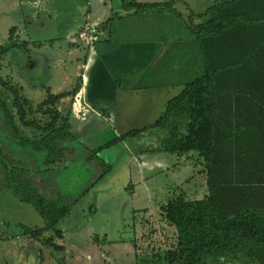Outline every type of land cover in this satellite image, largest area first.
<instances>
[{
  "label": "trees",
  "instance_id": "1",
  "mask_svg": "<svg viewBox=\"0 0 264 264\" xmlns=\"http://www.w3.org/2000/svg\"><path fill=\"white\" fill-rule=\"evenodd\" d=\"M119 2L128 14L170 12L182 18L174 0ZM198 17L206 19L194 22ZM184 22L201 51L203 75L169 100L153 124L116 137L92 153L148 128L163 129L173 116H186L185 135L178 142L170 137L168 143L174 145L166 151H193L202 160L207 193L198 201L174 196L161 205L177 231L165 264H264V0H214L203 13H189ZM13 32L11 28L9 38ZM16 46L13 41L0 45V56ZM76 90L77 85L71 92L47 94L33 107L0 76L4 126L14 140L42 154L45 171L67 160L63 143L70 138L72 116L70 104L60 100ZM7 175L14 196L31 204L44 219L43 229L60 238L55 226L66 209L21 192L14 170ZM40 230L30 236L37 238ZM41 243L62 249L52 239Z\"/></svg>",
  "mask_w": 264,
  "mask_h": 264
},
{
  "label": "crops",
  "instance_id": "2",
  "mask_svg": "<svg viewBox=\"0 0 264 264\" xmlns=\"http://www.w3.org/2000/svg\"><path fill=\"white\" fill-rule=\"evenodd\" d=\"M138 1L160 3L167 0ZM14 2L21 7L24 4L29 5L33 24L28 25L27 43L37 44L32 47L37 56L33 55L35 62L31 61V68H40V74L45 78L44 82L30 85L29 89L32 91L41 88L46 96L71 92L77 85L76 92H80L96 112L90 113L84 121L71 118L70 138L63 143L69 151L64 163L45 171L40 163L41 153H37L40 162H29L33 169H28L33 171V177H38L44 183L52 173L63 171L60 176L55 174L58 178H54V185L48 188L45 184L44 189H48L42 192L50 196L54 192L61 198L76 200L81 194L80 187H75L80 177L74 180V176L70 181L67 169L76 167L78 163L83 165L89 159L87 155L116 137L153 124L169 100L177 96L187 84L203 75L204 61L201 51L184 20L189 13L201 14L212 4L207 3L209 5H204L202 10H199L190 0H174L176 5L185 7V11L175 8L182 16L181 19L170 12L134 15L121 9L109 20L110 8L109 15L103 22L107 23L105 32L100 31L98 39L88 47L74 40L76 33L88 23L79 26L75 31L70 30L64 44L56 39L53 32L46 33L44 30L40 36L33 34V31L42 30L44 27L41 20L37 19L40 13H46L45 17L49 16L48 13H55V0ZM106 3V0H95L93 7L88 4L84 20L93 17L91 11ZM105 12L107 8L102 10L101 14ZM205 19L206 17H198L194 22H202ZM95 20H100V15H97ZM103 23L94 22L90 26ZM67 99H70V96L60 101L67 104ZM186 123V116H173L163 129L148 128L135 136L115 141L94 155L98 162L107 166L108 173L114 166L123 170L131 169V172L133 170L139 188L137 195L140 198V193L143 197L138 210L154 209L152 203H148L154 198L157 203L155 208H160L174 196L196 201L206 195L202 160H199L193 151L179 155L166 151L164 146H158L168 129L171 140L178 142L186 133ZM105 125L109 126L111 132H107ZM14 143L17 149L27 148L30 157L36 155V152L22 142L14 140ZM194 159L200 166L197 171ZM105 175H102L100 180ZM129 185L131 182L126 186ZM135 194L136 192L133 196ZM62 232L64 231L60 230V240L64 237ZM58 245L67 249L63 244ZM80 253L82 252L78 251L77 254ZM85 255L86 259H90L88 253ZM71 258L75 257L71 254Z\"/></svg>",
  "mask_w": 264,
  "mask_h": 264
},
{
  "label": "rangeland",
  "instance_id": "3",
  "mask_svg": "<svg viewBox=\"0 0 264 264\" xmlns=\"http://www.w3.org/2000/svg\"><path fill=\"white\" fill-rule=\"evenodd\" d=\"M106 1L105 5L95 8V12L91 11L93 17L84 20L88 4H92L93 7L95 0H55V13H48L49 16L46 17L44 15L46 13H40L37 19L41 20L44 27L42 30H32L33 34L40 36L44 30L46 33L53 32L56 39L63 43L70 30L75 31L84 23H88L85 25L94 22L103 23L110 10V16L121 11L119 0ZM190 1L194 2L197 5L195 8L199 10H202L204 5L205 7L209 5L207 3L213 2V0ZM174 6L178 10L185 11V7L181 4L175 3ZM106 8L107 12L102 15L101 11ZM97 15H100V20H95ZM32 20L28 4L21 7L14 0H0V45L10 41L19 44L0 56V76L16 86L34 107L44 99L45 91L41 88L31 91L30 85L39 84V81L44 82L45 78L40 74V68L37 66L31 68V61L35 62L34 56H37L32 49L37 44L27 43L28 25L33 24ZM106 24L92 27L94 40L98 39L100 31L105 32ZM11 28H14V32L9 38ZM72 97L73 95L67 99V105L70 104ZM29 117L44 121L41 116L34 113H29ZM105 126L107 132H111L109 126ZM169 138L170 129L158 146L171 148L174 144L168 143ZM38 154L33 155L32 159L27 148H16L14 138L4 126L0 110V264L166 263L167 249L175 247L176 228L165 219L160 208H155L157 205L154 202L155 198L152 202H148L152 203L154 209L138 210L139 205H142L143 197L140 193V198L137 195L139 188L133 170L131 172V169L123 170L114 166L108 173L106 165L98 162L94 154L90 153L87 155L88 161L83 165L78 163L76 167L67 169L69 170L67 174L71 177L70 181L74 176V180L80 177L75 187H80L81 194L78 199L71 201L70 198H61L54 192L51 193L52 196L42 192L53 186L54 178H58L55 174L60 176L63 171L52 173L45 183L43 180L42 183L38 177L34 178L33 171L28 168L33 169L29 162H37V160L40 162ZM194 165L197 171L200 166L195 159ZM9 170H14L15 178L20 182L18 185L21 192L31 193L29 195H36L52 202L57 209H66V213L55 226L64 231L62 240L55 236L53 230L43 229L44 219L31 204L21 202L14 196L8 181ZM102 175L105 176L100 180ZM129 182L131 185L126 186ZM45 184L48 188L44 189ZM134 192H136L135 197ZM36 230H40V234L37 238L31 237V232ZM47 238L52 239L57 245H65L67 249L57 250L50 244H42L41 240ZM78 251L82 253L77 254ZM85 253L89 254L90 259H86ZM71 254L75 258H71Z\"/></svg>",
  "mask_w": 264,
  "mask_h": 264
},
{
  "label": "built area",
  "instance_id": "4",
  "mask_svg": "<svg viewBox=\"0 0 264 264\" xmlns=\"http://www.w3.org/2000/svg\"><path fill=\"white\" fill-rule=\"evenodd\" d=\"M92 27L93 26L85 25L76 33L74 40H78L88 47H91L94 42L93 34L91 32ZM70 109L72 118L79 121H84L90 113H96L80 92L73 94L70 102Z\"/></svg>",
  "mask_w": 264,
  "mask_h": 264
},
{
  "label": "bare ground",
  "instance_id": "5",
  "mask_svg": "<svg viewBox=\"0 0 264 264\" xmlns=\"http://www.w3.org/2000/svg\"><path fill=\"white\" fill-rule=\"evenodd\" d=\"M78 182V181H77Z\"/></svg>",
  "mask_w": 264,
  "mask_h": 264
}]
</instances>
